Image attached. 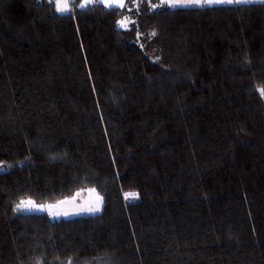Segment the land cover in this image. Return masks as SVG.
<instances>
[{
    "label": "trees",
    "instance_id": "16d2710c",
    "mask_svg": "<svg viewBox=\"0 0 264 264\" xmlns=\"http://www.w3.org/2000/svg\"><path fill=\"white\" fill-rule=\"evenodd\" d=\"M81 1L0 0V264H264V1Z\"/></svg>",
    "mask_w": 264,
    "mask_h": 264
},
{
    "label": "rangeland",
    "instance_id": "374dc122",
    "mask_svg": "<svg viewBox=\"0 0 264 264\" xmlns=\"http://www.w3.org/2000/svg\"><path fill=\"white\" fill-rule=\"evenodd\" d=\"M48 2H55L57 9V3L61 7L67 5L65 11H59L61 13H69L73 10L74 0H45ZM95 0H82L81 5H87L89 2ZM105 3L106 5H114L124 8V14L120 19L119 27L122 29L129 30L137 22V17L141 10L157 9L160 7H176V6H214V5H225V4H247L252 1H264V0H233L232 3H219V4H201L195 3L188 4L187 0H98ZM175 5V6H173ZM152 53H156V49H152ZM31 200L32 205L28 207L20 208L23 212L28 213H47L54 219L70 218L82 215H91L99 213L103 209V198L96 188L88 187L77 191L73 196L61 199L56 202H45L40 203L31 198H25L22 201ZM20 204V203H19ZM89 209H98L95 211H89Z\"/></svg>",
    "mask_w": 264,
    "mask_h": 264
},
{
    "label": "snow or ice",
    "instance_id": "6c2138e0",
    "mask_svg": "<svg viewBox=\"0 0 264 264\" xmlns=\"http://www.w3.org/2000/svg\"><path fill=\"white\" fill-rule=\"evenodd\" d=\"M188 4H192V3H195L197 5H201V4H208V5H211V4H219V3H232L233 0H187ZM175 6V5H173ZM186 6V5H184ZM67 8V5L61 7V5L59 3H57V9L59 11H65ZM153 35H155V33H153ZM126 197H129V198H134L135 197V193H126L125 194ZM33 202L31 200H28V201H21L20 204L17 205V209H20L22 207H28L29 205H32ZM95 210H98V209H89V211H95Z\"/></svg>",
    "mask_w": 264,
    "mask_h": 264
}]
</instances>
